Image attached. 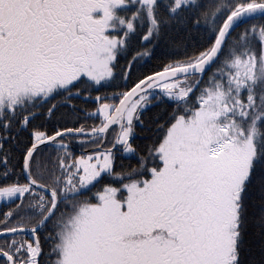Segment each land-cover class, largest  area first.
<instances>
[{
    "label": "snow or ice",
    "instance_id": "6c2138e0",
    "mask_svg": "<svg viewBox=\"0 0 264 264\" xmlns=\"http://www.w3.org/2000/svg\"><path fill=\"white\" fill-rule=\"evenodd\" d=\"M0 264H264V0H0Z\"/></svg>",
    "mask_w": 264,
    "mask_h": 264
},
{
    "label": "trees",
    "instance_id": "16d2710c",
    "mask_svg": "<svg viewBox=\"0 0 264 264\" xmlns=\"http://www.w3.org/2000/svg\"><path fill=\"white\" fill-rule=\"evenodd\" d=\"M4 208H5L4 203H1V204H0V210H3Z\"/></svg>",
    "mask_w": 264,
    "mask_h": 264
},
{
    "label": "rangeland",
    "instance_id": "374dc122",
    "mask_svg": "<svg viewBox=\"0 0 264 264\" xmlns=\"http://www.w3.org/2000/svg\"><path fill=\"white\" fill-rule=\"evenodd\" d=\"M1 203H4V202H3V201H0V204H1Z\"/></svg>",
    "mask_w": 264,
    "mask_h": 264
}]
</instances>
